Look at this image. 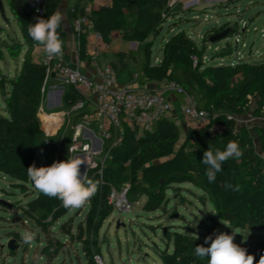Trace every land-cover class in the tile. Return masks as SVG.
<instances>
[{
    "label": "trees",
    "instance_id": "trees-1",
    "mask_svg": "<svg viewBox=\"0 0 264 264\" xmlns=\"http://www.w3.org/2000/svg\"><path fill=\"white\" fill-rule=\"evenodd\" d=\"M5 1L19 26L21 39L10 36L3 42V47L14 59L23 55V60L14 75L0 73V96L5 104L4 112L0 111V175L13 179L14 187L26 193L32 183L27 168L38 165L40 159L44 161L43 167L50 166L55 162L56 154V146L51 144L40 118L47 96L46 67L33 59L37 44L28 35L27 28L38 18L47 19L57 11L62 0H47L43 16L27 13L23 0ZM90 1L76 0L70 8L71 21L82 15ZM173 1L113 0L111 5L94 12L95 30L107 44L112 42L115 33L127 42L139 43L137 49L129 51L130 54L138 53L136 70L131 69L125 52H114L115 59L110 63L119 80L176 81L197 97L199 107L209 112V119L198 128H188L184 139L173 117L160 119L153 129L142 132L125 125L120 144L112 146L107 142L109 158L102 174L100 165L87 171L90 178L101 180L98 192L87 202L88 234L98 235L104 221L115 212L109 199L113 188L121 190L129 184V200L133 203L132 197L140 193L146 197L142 208L151 212L165 210L169 201L166 192L174 188V183L182 182H191L200 188L205 195L201 199L209 198L216 213L233 226L242 230H264V158L258 153L248 127L238 123V117L251 107L254 115L264 116V62L244 59L234 65L208 63L203 60L206 46H199L188 33L180 32L165 44L161 61L153 64L152 44L148 39L172 14ZM3 31L7 32V29L0 26V37ZM58 33L65 47L66 32L62 25ZM231 50L220 52L213 59L228 57ZM0 53L4 57V51L0 49ZM80 99L73 87H69L63 97L67 109ZM83 113L71 114L74 125ZM254 130L264 152V124L255 125ZM230 140L238 141L244 155L224 163L215 181L209 183L206 166L201 163L203 153L209 147L223 150ZM33 190L29 195H35ZM12 207L0 200V209ZM20 209L44 234L41 254L52 263L68 247L67 240L74 235L71 220L62 219L76 208L65 209L58 199L38 191L34 198L21 204ZM226 213L232 214L233 218ZM173 227L169 226L164 232L167 247L160 250L163 264H207V258L201 260L194 255L196 246H210V242L204 243L207 236L184 233ZM90 243L101 252L98 240L92 237ZM240 246L255 257L254 264H258L264 255V238ZM85 251L89 254L90 264H97L90 248Z\"/></svg>",
    "mask_w": 264,
    "mask_h": 264
},
{
    "label": "rangeland",
    "instance_id": "rangeland-1",
    "mask_svg": "<svg viewBox=\"0 0 264 264\" xmlns=\"http://www.w3.org/2000/svg\"><path fill=\"white\" fill-rule=\"evenodd\" d=\"M2 2L5 13L0 10V26L7 29V32L3 31L0 37V49L5 54L2 57L0 53V73L3 76H10L17 72L16 68L20 70L22 58L14 59L3 47V42L9 40L10 36L21 38V32L6 1L2 0ZM185 2L174 0L172 14L157 28L156 33L150 35L148 41L152 44L153 64H156L157 58L163 57L165 44L180 32L188 33L199 46H206L203 60L208 63L234 65L244 59L253 63L264 62V0H188L187 3ZM228 28L231 31L227 38L216 42L210 41L211 36ZM113 38L116 48L123 46L120 34L115 33ZM126 45L134 50L139 47L136 41ZM230 48L232 49L230 56L213 59L220 52H228ZM127 56L128 64L135 68L138 53H129ZM46 84L47 96L40 111V118L46 121L41 120L43 129L51 144L56 146L55 162L66 160L69 149L72 156L86 159L82 145L90 141L85 132L76 139L73 116L69 114L64 101L50 110L56 112L54 119L45 116V112L52 103V99L48 96L50 84ZM1 99L0 111L4 112ZM238 123L248 127L254 137L258 153L264 158V152L254 130L255 124L264 123V116L255 117L251 107L244 115L238 117ZM180 129L181 138H183V127ZM76 146H79V149L72 150ZM43 163V159H40L35 166L42 167ZM86 170V165H81V173H85ZM13 182L15 181L10 177L0 175V200H7L14 206L10 210L0 209V264H90L89 254H86L85 248H90L94 255H101L104 264H163L160 250L167 247L164 232L169 226H174L173 230L200 237L212 236L213 239L221 232L232 234L235 230L239 232L234 238V242L238 245H248L257 239L264 238L262 229L242 230L221 218L214 210L209 198L201 199L205 195L200 188L191 182H182L174 183V188L166 192L169 201L165 210L151 212L144 210L142 204L146 197L140 193L135 194L132 197V211L128 213L116 209L104 221L98 235H91L86 231L89 211L87 203L72 210L62 220H71L74 235L67 240L68 247L61 251L52 263H49L41 254L44 234L40 233V228L20 209V205L34 198L38 190L31 183L28 185L29 191L24 193L20 188L14 187ZM33 189L36 193L31 196L29 192L34 191ZM26 230L37 234L31 244H24L19 236L16 237V234L20 235ZM92 237L98 240L101 252L92 247L90 243ZM11 238L16 239L17 247L10 251L8 243ZM172 248L173 245L170 249Z\"/></svg>",
    "mask_w": 264,
    "mask_h": 264
},
{
    "label": "built area",
    "instance_id": "built-area-1",
    "mask_svg": "<svg viewBox=\"0 0 264 264\" xmlns=\"http://www.w3.org/2000/svg\"><path fill=\"white\" fill-rule=\"evenodd\" d=\"M27 13L43 16L47 0H23ZM113 0H91L84 8L82 15L72 21L74 31L81 36L85 31H95L94 12L111 5ZM96 37L102 40L99 32ZM239 42V39H237ZM79 48L82 39L79 37ZM63 56L48 58L43 55L41 62L46 67V82L53 76L62 83L65 92L73 87L81 96L70 109L69 114L84 112L79 122L74 126L76 139L81 133L92 132L98 134L99 143L90 139V143L82 145V151L86 154V173L90 168L101 166L102 174L106 161L109 158L107 142L112 146L120 144L124 135V126L137 128L140 132L151 130L160 119L174 117V107L169 94L182 96L180 111L186 119L188 128H198L207 123L209 112L199 107L197 97L186 91L179 83L173 80L163 81L159 89L148 88L130 89L119 84L116 70L111 64L105 63L102 58V50L94 48L88 55L94 66L97 78L94 79L80 69L79 65L69 62L66 49L63 47ZM195 63L197 58L194 57ZM157 62H160L157 60ZM66 88V89H65ZM79 146L72 150H78ZM130 185L123 189L113 188L110 194V203L115 209L130 213L133 203L128 198ZM97 264H104L101 255H95Z\"/></svg>",
    "mask_w": 264,
    "mask_h": 264
},
{
    "label": "clouds",
    "instance_id": "clouds-1",
    "mask_svg": "<svg viewBox=\"0 0 264 264\" xmlns=\"http://www.w3.org/2000/svg\"><path fill=\"white\" fill-rule=\"evenodd\" d=\"M63 21L62 12L57 10L47 19L38 18L27 28L28 35L42 47L48 58H59L64 54V42L58 33ZM70 153L71 149L66 160L53 162L50 166L36 167L33 164L27 168V176L35 189L49 198L58 199L65 209L84 206L96 195L101 185L100 179L90 178L86 172L81 173V165L87 163L86 160L72 156ZM243 155L244 150L236 140L228 141L223 150H213L209 147L204 151L201 160V163L206 166L205 175L208 182L215 181L224 163L230 159L238 160ZM238 233L235 230L232 234L221 232L214 239L208 236L204 243L210 242V246H196L194 255L201 260L207 258V264H254L255 257L248 254L246 248L234 242L235 235ZM36 235L34 231L26 230L20 234V238L24 244H31ZM258 264H264V255H261Z\"/></svg>",
    "mask_w": 264,
    "mask_h": 264
},
{
    "label": "crops",
    "instance_id": "crops-1",
    "mask_svg": "<svg viewBox=\"0 0 264 264\" xmlns=\"http://www.w3.org/2000/svg\"><path fill=\"white\" fill-rule=\"evenodd\" d=\"M180 1H186L185 3H187L188 0H180ZM75 2H76V0H62L58 9H57V10L61 11L63 16H64V21L62 22L61 25H62L63 30L66 32L65 49H66L67 58L71 64L79 65L82 72H84L88 76L96 79L97 78L96 70L91 63V58L88 55L89 52H91L96 47L101 48L103 61L105 63L111 64L110 62L115 59L114 55H113L114 52L121 51V52H125L128 55L129 51L133 50V49L126 45L130 42L127 43L123 38H122V43H124L123 44L124 47L122 46L120 48H116L115 41H114L113 37H112L113 38L112 42L110 44L105 43L103 39L99 40L96 37V33H95L96 30L95 31H85L83 33L84 37L82 38V45L79 48L78 43H79V37L80 36H79V34H77L74 31L73 26H72V21L70 19V8ZM43 55H44V52H43L42 47L39 45H36L34 50H33V53H32L33 59L35 61H41ZM4 56H5V54H4ZM21 58L23 60V55L21 56ZM126 59H128V56H126ZM157 60L161 61V58H157ZM157 60H156V63H158ZM131 69L136 70V66H135V68H133L131 66ZM16 70H17V72L19 71L17 68H16ZM47 83L50 84V91L48 92V96L52 99V103L50 104V106H49L48 110L45 112V114L46 115H51V114L54 115V114H56V112L50 111V110L53 109L55 106H59L60 104H62L63 97H64L66 90H65V92L63 91L64 89H62V83L55 76H53L51 79H49L47 81ZM162 83H163V81L162 82H155V81H149L148 80L145 83H141V82H137V81L125 82L123 80H119L120 85L127 86L130 89L148 88V89L156 90V89H159L161 87ZM169 97H170V100L172 101L173 107H174V118H175L176 122L178 123L179 128L183 127V138L182 139H184L186 137L187 132H188V126L186 124V119H185L184 115L180 111V104L182 103V96L179 94L170 93ZM0 98H2V97L0 96ZM1 100L4 104L3 99H1ZM4 107H5V104H4ZM55 116H57V115H55ZM254 116L256 117V115H254ZM40 117H41V114H40ZM41 120H42V118H41ZM42 121H45V120L43 119ZM262 124H264V123H260L258 125H262ZM255 125H257V124H255ZM180 131H181V129H180ZM86 136L88 137L89 140L93 139L96 143H99L98 134L94 135L92 132H86Z\"/></svg>",
    "mask_w": 264,
    "mask_h": 264
},
{
    "label": "water",
    "instance_id": "water-1",
    "mask_svg": "<svg viewBox=\"0 0 264 264\" xmlns=\"http://www.w3.org/2000/svg\"><path fill=\"white\" fill-rule=\"evenodd\" d=\"M0 10L4 13V8H3V2H2V0H0ZM230 31L231 30L228 28V29H226V30H224V31H222V32H220L218 34H215V35H213V36L210 37V41L211 42H216V41H220V40H222L224 38H227L229 36V32ZM1 201L4 204L8 205L9 207H12V204L10 202H8L7 200H3L2 199ZM226 216H228V217L230 216L231 218H233V215L232 214H229V213H226ZM15 241H16V239H14V238H11L10 239V241L8 243L9 250L16 249L17 245L15 244Z\"/></svg>",
    "mask_w": 264,
    "mask_h": 264
},
{
    "label": "bare ground",
    "instance_id": "bare-ground-1",
    "mask_svg": "<svg viewBox=\"0 0 264 264\" xmlns=\"http://www.w3.org/2000/svg\"><path fill=\"white\" fill-rule=\"evenodd\" d=\"M45 116H47V117L50 118V119H54V115H52V114H51V115H45ZM84 171H85V170H84ZM84 171H83V172H84Z\"/></svg>",
    "mask_w": 264,
    "mask_h": 264
}]
</instances>
